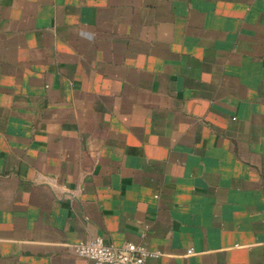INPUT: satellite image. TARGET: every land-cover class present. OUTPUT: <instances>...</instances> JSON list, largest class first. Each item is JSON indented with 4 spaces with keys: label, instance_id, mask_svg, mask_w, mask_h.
I'll return each instance as SVG.
<instances>
[{
    "label": "crops",
    "instance_id": "0c3cea01",
    "mask_svg": "<svg viewBox=\"0 0 264 264\" xmlns=\"http://www.w3.org/2000/svg\"><path fill=\"white\" fill-rule=\"evenodd\" d=\"M98 237L264 264V0H0V264Z\"/></svg>",
    "mask_w": 264,
    "mask_h": 264
},
{
    "label": "built area",
    "instance_id": "2783aa9c",
    "mask_svg": "<svg viewBox=\"0 0 264 264\" xmlns=\"http://www.w3.org/2000/svg\"><path fill=\"white\" fill-rule=\"evenodd\" d=\"M76 252L79 257L91 261L92 264H147L150 257L158 255L132 242H126L123 246L115 248L106 245L102 237L92 242L77 244Z\"/></svg>",
    "mask_w": 264,
    "mask_h": 264
}]
</instances>
